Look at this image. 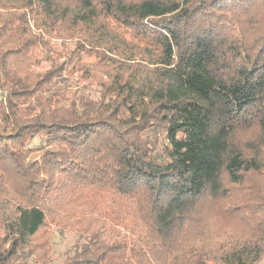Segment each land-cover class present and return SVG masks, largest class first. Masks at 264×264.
Segmentation results:
<instances>
[{
  "label": "trees",
  "instance_id": "obj_1",
  "mask_svg": "<svg viewBox=\"0 0 264 264\" xmlns=\"http://www.w3.org/2000/svg\"><path fill=\"white\" fill-rule=\"evenodd\" d=\"M66 236L60 264H264V0H0V264Z\"/></svg>",
  "mask_w": 264,
  "mask_h": 264
},
{
  "label": "rangeland",
  "instance_id": "obj_2",
  "mask_svg": "<svg viewBox=\"0 0 264 264\" xmlns=\"http://www.w3.org/2000/svg\"><path fill=\"white\" fill-rule=\"evenodd\" d=\"M86 64L89 66H92L95 64V61L94 60H87ZM49 66H50V64L49 65L48 64L43 65L44 68L41 67L40 69L42 70V68H43V70H46V69H49ZM89 68H91V67H89ZM93 72L95 73V74L93 73L95 80L92 79V80L88 81V87L91 90H96V91L101 90L102 89L101 85L104 83V81H106L107 75L105 72H102V70H100V71L93 70ZM99 81L101 82V84ZM125 225H126V228H122V227H119L117 225L116 226H114V225L108 226L104 231L105 241L109 245H112V244L118 242L123 236L129 234L130 232H132L136 229V225L134 224V222L130 218L127 220ZM70 236H71V238H73L72 235H70ZM71 238L69 236H66V239H64V242H62L61 244H59L60 243L59 242L58 243L59 245L55 246L54 252H53L54 260H56L59 257V255L66 250V248L69 245V242L72 240ZM55 264H60V261L56 260Z\"/></svg>",
  "mask_w": 264,
  "mask_h": 264
}]
</instances>
